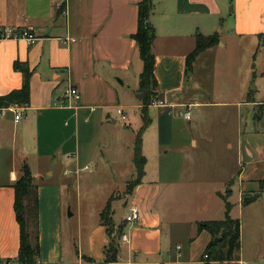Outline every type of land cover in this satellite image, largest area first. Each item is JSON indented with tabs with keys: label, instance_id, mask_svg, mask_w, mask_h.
Returning <instances> with one entry per match:
<instances>
[{
	"label": "crops",
	"instance_id": "crops-1",
	"mask_svg": "<svg viewBox=\"0 0 264 264\" xmlns=\"http://www.w3.org/2000/svg\"><path fill=\"white\" fill-rule=\"evenodd\" d=\"M141 2L0 0V35L6 29L27 30L37 38L33 44L26 39L0 41V97L23 86V74L15 69L16 62L26 64L32 71L30 103L0 109V264H17L21 233L14 210L13 185L20 178L24 163L28 164L37 186L34 238L30 231L31 241L35 242L36 237L39 240L40 255L36 264H86L83 257L97 264L106 262L110 238L101 219L92 224L87 235L83 234L81 222L77 231L65 223V183L71 182V175L78 173L83 156L88 155L91 162L97 161L96 144L90 147L91 152L87 148L86 154L81 152V127L95 133L112 131L111 126L122 119L119 109L127 118L125 110L137 112L140 117L135 123L141 125L143 103L137 95L141 93L144 64L132 38L138 31ZM63 4L65 13L60 11ZM153 5L150 23L157 36L153 45L156 92L166 105L158 107L161 111L157 115H152L154 107H149L151 124L143 134L142 146L147 159L145 176L125 195L127 215L137 206L139 219L132 223L124 219L118 225L111 208L115 228L122 227L129 240L120 241L117 259L110 264L207 263L205 253L212 236L206 231L198 232V223L219 220L192 217L175 208L177 201L192 194L203 199L205 193L196 190L194 185L190 187L195 180L185 179L183 170L177 176L171 172L165 176L160 170L158 174L150 173L146 152L151 145L150 149L159 159L174 153L193 162L190 152L199 148L196 139L190 141V147L173 148L174 109L190 111L192 107H235L237 110V141H227L224 147L228 151L236 147L235 168L231 173L226 170L227 177L221 186L213 189L210 198L215 195L228 201L237 188L238 202L229 203L231 218L243 223L241 249L234 260L211 264H253L264 256L261 243L250 245L245 240V225L260 229L262 218L258 211L264 209V127L252 126L255 119L264 126V0H153ZM219 25L221 29L217 32ZM225 30L229 42L223 40ZM199 35H217L222 44L202 52L193 70L188 72L187 57L195 50ZM230 45L260 53L261 62L257 64L260 79L259 84L256 79L257 90H254L258 98L245 89L241 91V99L234 102L227 98L223 102L192 98L190 86L196 85L197 90L203 87L196 75L204 60L212 61L220 50ZM69 86L78 89L81 98L77 103L66 100L63 104ZM255 109L262 110L259 119L254 115ZM244 112L245 130L241 126ZM17 114L21 116L19 121H16ZM121 175L126 177L124 170ZM181 183L184 184L181 186ZM255 195H259L256 201L245 203ZM208 210L209 207L198 209L197 214H206Z\"/></svg>",
	"mask_w": 264,
	"mask_h": 264
},
{
	"label": "rangeland",
	"instance_id": "rangeland-1",
	"mask_svg": "<svg viewBox=\"0 0 264 264\" xmlns=\"http://www.w3.org/2000/svg\"><path fill=\"white\" fill-rule=\"evenodd\" d=\"M228 10L231 12V6ZM220 29L221 25H219L217 32ZM222 36L224 41L229 42L226 38V30L222 33ZM260 62V53H251L246 48L238 49L237 46L230 45L228 49L220 50L212 61L211 59L204 60V64L201 65V69L196 75L198 83L202 84L203 87L197 90L196 85H193V88L190 86V89H192L191 97L202 101L213 100L216 102H223L227 98L234 102L241 99V91L243 92L245 89L246 92H252L258 98V92L254 90L256 89V79L259 84L260 71L257 64H260ZM192 77L194 78V76ZM125 102L127 103V101ZM134 103H137V101L134 100ZM155 108L151 109L152 115H157L161 111L158 107ZM174 111L176 120L174 122L173 148L190 147L192 139L198 141L199 148L191 150L192 162L191 158L186 160L182 154L177 155L174 153L163 155L159 159L156 152H152L150 149L151 145H149L146 150L150 159L149 171L150 173H153V171L157 173L160 170L165 176L169 172L177 176L182 170L185 171V179L193 177L195 180L190 187L194 185L196 190L200 189L205 193V198L201 199L197 195L192 194L182 199V201H177L175 205L177 211L190 213L192 217L199 216L223 220L225 217L224 210H226L225 200L219 199L215 195L210 198V194L213 189L222 185L228 174L226 170L228 169L231 173L235 168L233 162L234 159L238 158L236 147L233 151H228L224 147L227 141H237L239 126L235 117L237 110L235 107H192L190 108L191 118L189 120L185 118V113L188 111L187 108H178L174 109ZM125 112L130 116H128V121L125 122L119 119L116 126H111L114 129L112 131L108 129L106 133H95L92 130L88 131L81 127L79 135L81 152L86 154V148L87 151L91 152L90 147L96 144L99 148L95 157L97 161L91 162L88 155L83 156L78 173L71 175V182L65 183L67 205L64 219L65 223L70 225L69 228L72 227L73 229L74 227L76 231L81 222L84 235L90 232L93 223L101 219V213L109 202L111 203L116 224L120 225L126 218L127 211L124 206L125 195L128 194L127 185L128 181L133 180L136 175L133 163V146L136 141L137 130L142 128L143 122L141 119V125L135 123V120L140 117L137 112H133L131 109L125 110ZM261 113L262 110L259 109L257 112L255 109L254 115L259 119ZM109 123L113 125L112 119H110ZM241 126L245 130V112ZM252 126L254 129L264 127L256 119L252 122ZM109 135L113 136L109 137ZM86 166H88L87 169H85ZM123 170L126 177L121 175ZM183 184L181 183V186ZM199 184L203 185V187H200ZM226 188L224 187L223 190L226 191ZM188 189L186 188V190ZM237 191V188H235V195L230 197L228 202L233 204L238 202ZM204 207H209L208 213L197 214L198 209H203ZM252 209L254 208H251V213L254 215L255 212ZM258 213H261L262 218L259 223L260 229H254L252 225H245V240L250 245L261 243L264 254V209H259ZM34 217L33 206L31 207L28 225L29 228H32L30 231L33 238L35 237ZM240 223L242 228L243 223L241 221ZM182 238H179L181 242L184 239ZM117 244L118 246L120 245V240L117 241ZM253 264H264V256L258 262L253 261Z\"/></svg>",
	"mask_w": 264,
	"mask_h": 264
},
{
	"label": "trees",
	"instance_id": "trees-1",
	"mask_svg": "<svg viewBox=\"0 0 264 264\" xmlns=\"http://www.w3.org/2000/svg\"><path fill=\"white\" fill-rule=\"evenodd\" d=\"M153 0H142L139 4L138 13V31L133 35L136 41L141 59L144 64L143 72L140 76V92L147 91V96L143 99L144 107L141 108L143 120L142 128L136 134L134 145L133 163L136 169V179L129 182L127 185V193H131L133 189L142 182L145 176V168L147 159L143 155V134L151 124L149 116V107L153 101L161 100L156 90L158 88L157 79L155 77L156 58L153 54V45L156 40L154 28H149L150 16L153 10ZM65 7V5H64ZM64 7L60 11H64ZM217 35L204 37L199 35L196 39L195 50L187 57V71L193 70V64L197 57L207 49H210L219 44ZM17 71L23 74V86L20 90L11 92L6 96L0 97V109L9 108L11 106H27L30 103V83L32 71L23 63L16 62L14 65ZM159 100V101H160ZM21 176L13 185L15 190L14 210L17 222L20 226L21 241L19 255L16 259L17 264H36L40 255L39 240L36 237L35 242L31 241L29 230V215L31 207L34 206L35 217L37 220L38 199L37 186L35 179L27 163H24L21 169ZM259 195L253 198L246 199L245 203L256 201ZM226 205L225 218L219 221H207L198 223V232L206 231L212 236V241L206 249L207 263L232 261L237 257L241 249V223L239 220H234L230 216L231 204L223 197ZM101 222L107 227V232L110 238V244L106 248V262L110 264L117 259L119 246L117 241L124 234L123 228H115L112 219L111 203L109 202L101 213ZM216 239L219 242H216ZM86 264H97L91 258L83 257Z\"/></svg>",
	"mask_w": 264,
	"mask_h": 264
},
{
	"label": "built area",
	"instance_id": "built-area-1",
	"mask_svg": "<svg viewBox=\"0 0 264 264\" xmlns=\"http://www.w3.org/2000/svg\"><path fill=\"white\" fill-rule=\"evenodd\" d=\"M63 7H64V4L61 5L60 8H63ZM65 12L66 11L64 10V13ZM4 39H26L31 44H33L37 40L36 36L33 33H31L30 31H27V30L18 31V30H13V29H6L3 32H1L0 41L4 40ZM80 98H81V96H80L78 89H76L72 86H69L64 93V99H63L62 103L65 104L66 100H68L69 101L68 103H70V104L72 102L77 103L80 100ZM165 105L166 104L161 100L153 102L151 104V106H154V107H164ZM118 114L121 116L123 121L126 122L128 120L127 116L125 115V113L122 109L118 110ZM20 118H21V116L19 114H17L16 115V121H19ZM185 118L187 120H189L191 118L190 111L185 113ZM139 215H140V213H139L138 207L133 206L130 209V213L126 216L125 220L127 223H132V222L137 221L139 219ZM128 240H129V238L126 234H123L120 238V241L122 243L128 242ZM205 259H207L206 255H205Z\"/></svg>",
	"mask_w": 264,
	"mask_h": 264
},
{
	"label": "water",
	"instance_id": "water-1",
	"mask_svg": "<svg viewBox=\"0 0 264 264\" xmlns=\"http://www.w3.org/2000/svg\"><path fill=\"white\" fill-rule=\"evenodd\" d=\"M148 27H149V28H153V26H152L151 23L148 24ZM147 94H148L147 91H143L142 93H140V94L137 95V99H138L139 101H143V99L147 96ZM216 242H219V240L216 239Z\"/></svg>",
	"mask_w": 264,
	"mask_h": 264
}]
</instances>
